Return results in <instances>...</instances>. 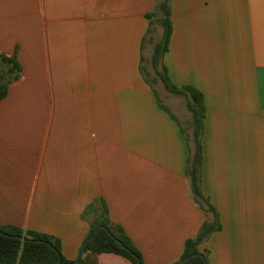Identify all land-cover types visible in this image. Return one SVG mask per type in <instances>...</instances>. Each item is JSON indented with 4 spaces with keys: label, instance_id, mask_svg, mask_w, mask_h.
I'll return each mask as SVG.
<instances>
[{
    "label": "crops",
    "instance_id": "obj_1",
    "mask_svg": "<svg viewBox=\"0 0 264 264\" xmlns=\"http://www.w3.org/2000/svg\"><path fill=\"white\" fill-rule=\"evenodd\" d=\"M155 2L0 0V52L21 67L0 100V225L55 236L75 259L103 199L145 264H173L209 218L185 174V97L154 80ZM169 5L162 61L203 93L201 189L222 225L200 249L208 264H264V0Z\"/></svg>",
    "mask_w": 264,
    "mask_h": 264
},
{
    "label": "trees",
    "instance_id": "obj_2",
    "mask_svg": "<svg viewBox=\"0 0 264 264\" xmlns=\"http://www.w3.org/2000/svg\"><path fill=\"white\" fill-rule=\"evenodd\" d=\"M170 14L169 0H156L153 10L146 14L148 18L158 17L162 27L161 38L155 43L151 55V64L155 72L154 80H160L171 93L185 97V105L191 113L189 120L191 132H187L184 128L182 130L189 148L185 160V174L189 179L194 200L209 215V218L201 224L196 235L185 240L179 260L192 253H198L189 259H185L181 264H208V250L200 249V245L212 233L220 230L222 225L217 209L201 189L205 104L203 93L196 87L189 84L182 86L174 84L163 64L162 58L168 49L173 28ZM20 72L21 67L17 62L16 54L6 55L0 52V100L6 96L10 84L20 77ZM145 80L152 84L151 79L146 78ZM157 103L179 123L167 106L158 99ZM96 203L87 208V212L89 210L94 211L95 217L84 241L85 243L94 232L85 251L114 252L126 257L132 264H145L140 250L132 242L124 228L109 218L105 201L101 199ZM95 229L96 231H94ZM0 231L2 232L0 233V264H56L58 255L61 256V264H70L74 260L63 255L59 239L50 234L9 224L0 225ZM19 236H23V238ZM114 237L121 240L127 249L121 247ZM74 264H83V257L81 256Z\"/></svg>",
    "mask_w": 264,
    "mask_h": 264
},
{
    "label": "water",
    "instance_id": "obj_3",
    "mask_svg": "<svg viewBox=\"0 0 264 264\" xmlns=\"http://www.w3.org/2000/svg\"><path fill=\"white\" fill-rule=\"evenodd\" d=\"M96 229H97V228H96ZM96 229H95L94 231H96ZM0 233H2V232L0 231ZM93 233H94V232H93ZM93 233L90 235V237L88 238V240L84 243V245H83L82 248L80 249V251H79L77 257H76V258H75L70 264H74V263H76V262L80 259V257L82 256L83 252L85 251V249H86V245H87L89 239L92 237ZM109 233H110V232H109ZM19 237L23 238V236H19ZM114 239L118 242V244H119L121 247L127 249V246H126L121 240L117 239L116 237H114ZM196 254H198V253H192V254L188 255L187 257H185L184 259H181V260H178V261L174 262L173 264H181L185 259H189V258L193 257V256L196 255ZM56 264H61V256H60V255H58V259H57V261H56Z\"/></svg>",
    "mask_w": 264,
    "mask_h": 264
}]
</instances>
